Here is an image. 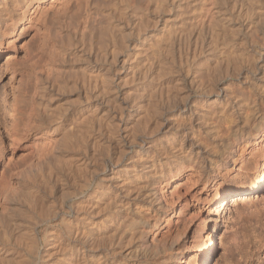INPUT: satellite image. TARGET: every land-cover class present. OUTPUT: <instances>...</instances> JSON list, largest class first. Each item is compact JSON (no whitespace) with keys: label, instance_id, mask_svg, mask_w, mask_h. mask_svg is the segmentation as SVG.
Returning <instances> with one entry per match:
<instances>
[{"label":"rangeland","instance_id":"rangeland-1","mask_svg":"<svg viewBox=\"0 0 264 264\" xmlns=\"http://www.w3.org/2000/svg\"><path fill=\"white\" fill-rule=\"evenodd\" d=\"M54 4L0 30V264H264V181L215 196L264 155V0Z\"/></svg>","mask_w":264,"mask_h":264},{"label":"bare ground","instance_id":"bare-ground-1","mask_svg":"<svg viewBox=\"0 0 264 264\" xmlns=\"http://www.w3.org/2000/svg\"><path fill=\"white\" fill-rule=\"evenodd\" d=\"M54 1L55 0L50 1L48 8H45V6H44V8L43 7L39 8L42 0H0V2H3V6L0 9V30H1V28H3V26L4 27L7 26V23L9 21L17 18L12 23V26L10 28V29H12V32L10 33L11 38L6 41L7 42L6 46L8 48L9 47H15V43H16L18 36L20 34V31H21V27H22L21 25H23L26 22V20H25L26 17L29 18V16H31V14H41V15L45 14L46 16L49 17V19H51L50 17L53 15V12L56 11V10L54 11V9H55ZM54 17H55V15H54ZM84 32H85V30H84ZM84 32L82 31V33H84ZM5 34H6L5 32L0 34V47L3 46ZM82 36H84V35L82 34ZM66 57L68 59L69 55ZM95 85H96V83H95ZM257 120L258 119H255L250 124L249 127L250 128L251 127H258L259 125H256V124H258ZM231 121H233V119H231ZM244 131H245L244 129H242V131H241L242 137H243ZM263 137H264V135H263ZM263 137H261L260 140H263ZM182 145L183 144H181L180 147H182ZM140 146L142 147V144ZM3 148H4V145L2 144V141H0V154H2ZM184 151H186V150H184ZM183 155H184L183 157L187 161H190V159L193 157L191 152H189V151H187L186 154H183ZM249 164H250V167L242 175L239 176V178L237 179V181L234 184L230 185L227 182H223L220 184V186H218V188L216 189V192H215V196L219 200L223 201L225 199L224 197L226 194L239 193L241 191L247 190L249 188V186L254 181H256V182L257 181H259V182L264 181V155L257 158L256 160L251 161ZM156 167H157V165H156L155 161L153 160V163L148 166L147 170L144 171L145 175H147V177L149 178L148 180H150L151 183L159 182L165 176L164 173L158 174V172H156V170L154 171V169H156ZM134 168H136V166L133 167V169ZM156 177H159V178L161 177V179L159 180ZM179 177L180 176L176 175V176H172V177H168V178L166 177V178H167V181L174 182ZM81 219L82 220L84 219V221H87L86 216H83ZM141 231L144 232V230H141ZM56 235H58V234H56ZM83 243H85V239L83 237V231H80L79 228L71 230L69 244H67L65 249L63 250V253L61 254L62 257L60 258L59 261L65 260V258L73 257V256L78 258V254H80V253L83 254L82 256H83V261H84L87 256L85 253V249L83 248L84 247ZM215 246H216V242L214 241V239L212 237H210L209 243L208 244L205 243L201 246V249H200L201 254L198 257V260H196L194 262L192 261L189 264H209V262L211 261L213 255H214Z\"/></svg>","mask_w":264,"mask_h":264}]
</instances>
